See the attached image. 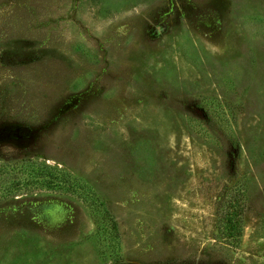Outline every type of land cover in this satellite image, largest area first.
<instances>
[{
	"label": "rangeland",
	"instance_id": "1",
	"mask_svg": "<svg viewBox=\"0 0 264 264\" xmlns=\"http://www.w3.org/2000/svg\"><path fill=\"white\" fill-rule=\"evenodd\" d=\"M0 264H264V0H0Z\"/></svg>",
	"mask_w": 264,
	"mask_h": 264
},
{
	"label": "trees",
	"instance_id": "2",
	"mask_svg": "<svg viewBox=\"0 0 264 264\" xmlns=\"http://www.w3.org/2000/svg\"><path fill=\"white\" fill-rule=\"evenodd\" d=\"M32 168L27 173L26 185L38 189H49L61 193L71 194L78 197L91 209V211L101 218L105 223L97 224L98 231L106 232L113 240H118L120 230L117 220L108 207L107 202L101 199L96 193L88 189V186L60 167L47 163L35 162L31 159L24 160ZM8 195V194H6ZM246 211L243 194L236 193L228 202V208L219 216L223 224V231L226 239H231L233 243H238L241 237L243 215Z\"/></svg>",
	"mask_w": 264,
	"mask_h": 264
}]
</instances>
